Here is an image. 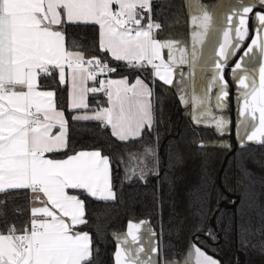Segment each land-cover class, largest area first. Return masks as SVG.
<instances>
[{"label":"snow or ice","instance_id":"obj_1","mask_svg":"<svg viewBox=\"0 0 264 264\" xmlns=\"http://www.w3.org/2000/svg\"><path fill=\"white\" fill-rule=\"evenodd\" d=\"M152 13V0H0V193H23L29 205L23 226L9 224L6 214L0 213V264L99 261L102 238H94L80 226L89 223L85 198L116 199L112 162L101 150L71 152L70 120L97 122L121 142L151 133L156 122L152 87L140 75L130 82L112 74L150 68L155 80L172 85L174 66L188 63L178 41L157 38L161 25ZM235 15L238 24L228 18L235 42L232 29L225 31L215 62L217 107H224L229 97L224 69L249 38L251 16L254 36L231 73L241 90L238 114L246 133L239 142L246 139L264 146V63L259 66L258 82L246 70L237 75L245 57L258 52L264 58V0H251ZM210 20L205 11L199 22L203 34ZM193 23L197 24L196 17ZM201 35L194 34V39L202 42ZM89 49L98 54L86 57ZM191 57L197 58L195 49ZM64 93L70 117L62 106ZM96 94L106 99L92 108L89 97ZM215 123L223 134L228 121L221 118ZM242 176H247L246 169ZM5 205L0 201V206ZM144 223L129 222L126 235L113 236L118 241L114 264H158L145 251ZM147 232L157 235L150 227ZM156 251L155 246L149 249ZM166 264L219 261L194 244L183 260Z\"/></svg>","mask_w":264,"mask_h":264},{"label":"trees","instance_id":"obj_2","mask_svg":"<svg viewBox=\"0 0 264 264\" xmlns=\"http://www.w3.org/2000/svg\"><path fill=\"white\" fill-rule=\"evenodd\" d=\"M152 7V19L161 25L157 37L186 36L184 0H152ZM96 54L94 49L85 51L86 57ZM112 75H140L151 84L156 122L151 133L121 142L97 122L70 120L71 152L97 149L112 162L116 199L85 198L89 223L80 226L102 238L97 264H113L112 233L133 216L147 217L157 231L160 257H180L194 242L220 264H264V146L238 144L230 134L194 123L172 85L155 80L150 68ZM100 95L89 97L91 106ZM62 106L70 117L66 93ZM223 136L230 137V147L210 142ZM244 169L247 176H242ZM0 201H6L0 213L9 224L27 222L29 205L23 193H0Z\"/></svg>","mask_w":264,"mask_h":264},{"label":"crops","instance_id":"obj_3","mask_svg":"<svg viewBox=\"0 0 264 264\" xmlns=\"http://www.w3.org/2000/svg\"><path fill=\"white\" fill-rule=\"evenodd\" d=\"M187 11V33L184 37H167L160 39H174L179 42V46L184 48L187 52L188 63L177 64L174 66V78L172 87L174 88L182 107L188 112L192 121L196 124L211 125L214 127L216 132L220 135L230 134L233 141L239 142L240 137L246 136V133L240 128V121L243 119L239 116L240 107V92L238 83L234 80L231 68L243 55L246 46L250 43V38L254 36L253 26L255 24L254 19L250 16L249 18V38H246L242 47L236 52L234 56H231L228 61V67L224 69L225 79L229 83V97L224 107H217L216 96L218 94V87L213 86V76L216 72L215 62L219 59L217 53L219 51V45L224 42L225 31L232 29L231 38L235 42V31L234 25L228 22V18L232 17V20L238 24V17L235 13L242 11V7L251 2V0H184ZM207 12L211 17L209 22L208 31L203 34V29L199 27V22L203 18L204 12ZM193 17L197 18V24L193 23ZM200 33L202 42L194 39V34ZM193 49L197 52V58L195 61L192 60L191 53ZM179 55V53H177ZM165 60L167 57V50L164 52ZM264 63V58H261L259 53L255 55L250 54L249 57L244 58L243 70L237 73V75H243L246 70L247 74L255 78L258 82L259 79V66ZM152 73V70H151ZM113 78L127 77L125 75H112ZM128 78V77H127ZM136 76L129 79L130 82H134ZM143 79V78H142ZM147 82V81H146ZM150 84V83H149ZM151 86V84H150ZM152 87V86H151ZM106 99V98H105ZM203 100V104L199 103ZM187 101V103H185ZM68 105V98H67ZM103 106H106L103 105ZM95 108L96 106H91ZM225 119L228 121L227 127L221 134L220 130L216 127V120ZM199 121V122H198ZM238 128L239 136H238ZM231 139L228 136L211 140L210 142L228 145ZM246 139L244 143H246ZM81 150H97V149H78L74 152ZM63 158V157H60ZM145 222L141 228V235L143 237V243L145 245L146 253H149L154 262L158 264H166V261H179L183 260L189 249L196 243L191 242L187 245L184 253L180 257H160L159 247L160 238L157 231L151 225L147 217H128L126 220L125 227L120 230H116L112 235H126L128 231L129 222ZM151 228L157 235L152 237L148 234L147 229ZM115 248H117L118 241L115 240ZM155 246L157 248L156 253H150L149 249ZM198 246V245H197ZM201 248V247H200ZM202 249V248H201ZM203 250V249H202ZM207 255L218 260L215 256L207 253ZM114 253V252H113ZM143 259L148 257L142 254ZM114 264V255H113ZM220 264V263H219Z\"/></svg>","mask_w":264,"mask_h":264},{"label":"built area","instance_id":"obj_4","mask_svg":"<svg viewBox=\"0 0 264 264\" xmlns=\"http://www.w3.org/2000/svg\"><path fill=\"white\" fill-rule=\"evenodd\" d=\"M154 22H156V21H154ZM156 23H157V22H156ZM103 99H105V97L101 94L100 97L98 98V101H101V100H103Z\"/></svg>","mask_w":264,"mask_h":264},{"label":"rangeland","instance_id":"obj_5","mask_svg":"<svg viewBox=\"0 0 264 264\" xmlns=\"http://www.w3.org/2000/svg\"><path fill=\"white\" fill-rule=\"evenodd\" d=\"M219 261V260H218ZM220 263V262H219Z\"/></svg>","mask_w":264,"mask_h":264},{"label":"water","instance_id":"obj_6","mask_svg":"<svg viewBox=\"0 0 264 264\" xmlns=\"http://www.w3.org/2000/svg\"><path fill=\"white\" fill-rule=\"evenodd\" d=\"M224 161V160H223Z\"/></svg>","mask_w":264,"mask_h":264}]
</instances>
